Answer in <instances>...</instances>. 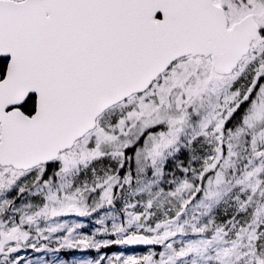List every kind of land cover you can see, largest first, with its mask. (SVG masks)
Instances as JSON below:
<instances>
[{
  "label": "snow or ice",
  "instance_id": "1",
  "mask_svg": "<svg viewBox=\"0 0 264 264\" xmlns=\"http://www.w3.org/2000/svg\"><path fill=\"white\" fill-rule=\"evenodd\" d=\"M27 249L264 264V0H0V264Z\"/></svg>",
  "mask_w": 264,
  "mask_h": 264
},
{
  "label": "trees",
  "instance_id": "2",
  "mask_svg": "<svg viewBox=\"0 0 264 264\" xmlns=\"http://www.w3.org/2000/svg\"><path fill=\"white\" fill-rule=\"evenodd\" d=\"M83 222L86 225H89L88 227L85 228V231H90L91 230V226H90V222L87 219H84ZM53 247H55V245H53ZM120 250H124L132 253H142L144 250L143 249H137V248H129V247H125V246H113L109 249H106L107 253H113L114 251H120ZM27 254L26 256H23L24 259H28V263L27 264H40L38 261L36 262L35 260V256H39V254H43V261L47 262V264H49L48 259H49V253H46V251H40V252H36L32 249H27ZM54 255L53 257L55 258L54 260H61V261H71L74 259L75 256H77L78 258H83L85 256H91V255H95L94 252H81L78 250H60L59 252H53Z\"/></svg>",
  "mask_w": 264,
  "mask_h": 264
},
{
  "label": "rangeland",
  "instance_id": "3",
  "mask_svg": "<svg viewBox=\"0 0 264 264\" xmlns=\"http://www.w3.org/2000/svg\"><path fill=\"white\" fill-rule=\"evenodd\" d=\"M145 250V249H144ZM120 251H123V252H125V254H133L132 252H127V251H124V250H120ZM116 252H119V251H114L113 253H116ZM46 253H49L48 255H49V259H48V262H49V264H53V262H55V261H61V260H54L55 258L53 257V255H54V253L53 252H47L46 251ZM113 253H110L109 255H111V254H113ZM26 254H27V251L26 250H24V251H22L21 252V255H23V256H26ZM43 254L41 253V254H39V256H35V260H36V262L38 261L40 264H41V260H43ZM84 258V257H83ZM74 259H81V258H78L77 256H75L74 257ZM27 263H28V259H26L25 260Z\"/></svg>",
  "mask_w": 264,
  "mask_h": 264
},
{
  "label": "water",
  "instance_id": "4",
  "mask_svg": "<svg viewBox=\"0 0 264 264\" xmlns=\"http://www.w3.org/2000/svg\"><path fill=\"white\" fill-rule=\"evenodd\" d=\"M129 248H137V249H143L144 250V248L143 247H140V246H128Z\"/></svg>",
  "mask_w": 264,
  "mask_h": 264
}]
</instances>
